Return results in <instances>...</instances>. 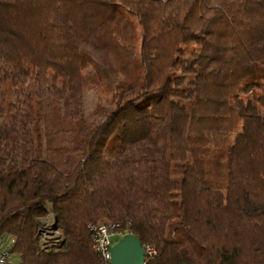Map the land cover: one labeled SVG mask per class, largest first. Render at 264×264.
Masks as SVG:
<instances>
[{
  "label": "trees",
  "instance_id": "16d2710c",
  "mask_svg": "<svg viewBox=\"0 0 264 264\" xmlns=\"http://www.w3.org/2000/svg\"><path fill=\"white\" fill-rule=\"evenodd\" d=\"M4 85L14 264H100L90 223L145 264H264V0H0Z\"/></svg>",
  "mask_w": 264,
  "mask_h": 264
},
{
  "label": "built area",
  "instance_id": "2783aa9c",
  "mask_svg": "<svg viewBox=\"0 0 264 264\" xmlns=\"http://www.w3.org/2000/svg\"><path fill=\"white\" fill-rule=\"evenodd\" d=\"M88 229L91 233L92 246L95 252L100 256V264H110V247L123 236L133 234L129 228H121L119 224L113 223H90ZM115 242L113 243V239ZM15 238L11 234L0 235V264H11L13 262L12 248ZM144 250L145 264L156 254V248L149 244H142ZM12 259V260H11Z\"/></svg>",
  "mask_w": 264,
  "mask_h": 264
},
{
  "label": "rangeland",
  "instance_id": "374dc122",
  "mask_svg": "<svg viewBox=\"0 0 264 264\" xmlns=\"http://www.w3.org/2000/svg\"><path fill=\"white\" fill-rule=\"evenodd\" d=\"M191 54H192L191 50H185L186 56H190ZM91 72H92V70L90 68L85 69V73H91ZM5 88H6L5 85L0 86V108L3 105V99L9 97V100L12 103V107L10 108L9 115L13 119L16 116V109H17V105H18L17 100L19 99V94L16 93L14 90H12L9 94L5 93ZM32 88L33 87L31 84L29 86H27L24 90V94L27 95L32 90ZM98 103L106 104V98L103 95L98 94L94 90L87 89L84 93L82 114L84 116H86L87 118H89L90 120H93V118H92L93 109H94L95 105ZM2 112H4V111H2V110L0 111V120L2 119V117H1ZM48 223H46V224H48ZM46 228H48V230H47V232H45V236L48 239L56 237L60 233V231L51 229L49 226H47ZM114 242H115V238L113 239V243ZM11 264H14V261L11 262Z\"/></svg>",
  "mask_w": 264,
  "mask_h": 264
},
{
  "label": "water",
  "instance_id": "95a60500",
  "mask_svg": "<svg viewBox=\"0 0 264 264\" xmlns=\"http://www.w3.org/2000/svg\"><path fill=\"white\" fill-rule=\"evenodd\" d=\"M110 264H143L142 242L133 234H127L110 247Z\"/></svg>",
  "mask_w": 264,
  "mask_h": 264
}]
</instances>
